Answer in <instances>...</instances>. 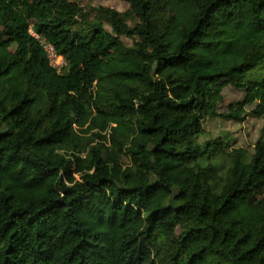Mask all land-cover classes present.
<instances>
[{
  "label": "trees",
  "instance_id": "obj_1",
  "mask_svg": "<svg viewBox=\"0 0 264 264\" xmlns=\"http://www.w3.org/2000/svg\"><path fill=\"white\" fill-rule=\"evenodd\" d=\"M128 2L0 0V264H264V136L202 139L225 78L264 109V0Z\"/></svg>",
  "mask_w": 264,
  "mask_h": 264
},
{
  "label": "rangeland",
  "instance_id": "obj_2",
  "mask_svg": "<svg viewBox=\"0 0 264 264\" xmlns=\"http://www.w3.org/2000/svg\"><path fill=\"white\" fill-rule=\"evenodd\" d=\"M79 2L86 11L98 5L115 7L120 11L129 6L128 0H79ZM123 40L127 44H132L131 38L123 37ZM219 84L222 87L221 92L216 97L210 98L211 101L217 103L218 112L229 113L234 110L245 119L238 121L220 116L209 117L204 121L202 139L220 138L229 142L228 151L232 148L243 147L252 152L258 138L264 136V109L260 104L262 89L257 90L256 98L252 99L246 88L234 87L227 78L220 81ZM216 162L221 167L229 165V159L224 155ZM224 170L222 169V171Z\"/></svg>",
  "mask_w": 264,
  "mask_h": 264
},
{
  "label": "built area",
  "instance_id": "obj_3",
  "mask_svg": "<svg viewBox=\"0 0 264 264\" xmlns=\"http://www.w3.org/2000/svg\"><path fill=\"white\" fill-rule=\"evenodd\" d=\"M44 46L48 52L51 65L60 70L61 67L66 63L65 59L55 51L52 45L44 43Z\"/></svg>",
  "mask_w": 264,
  "mask_h": 264
}]
</instances>
